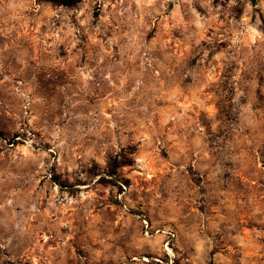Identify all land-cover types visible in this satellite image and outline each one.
<instances>
[{
  "label": "rangeland",
  "instance_id": "1",
  "mask_svg": "<svg viewBox=\"0 0 264 264\" xmlns=\"http://www.w3.org/2000/svg\"><path fill=\"white\" fill-rule=\"evenodd\" d=\"M0 133V264H264V0H0Z\"/></svg>",
  "mask_w": 264,
  "mask_h": 264
},
{
  "label": "trees",
  "instance_id": "2",
  "mask_svg": "<svg viewBox=\"0 0 264 264\" xmlns=\"http://www.w3.org/2000/svg\"><path fill=\"white\" fill-rule=\"evenodd\" d=\"M47 3H51L55 6H63V7H75L78 4H80L83 0H43ZM254 2L256 0H253ZM1 135V133H0ZM132 161H126V162H116L113 166L114 169V173H116V169L124 167V166H129L132 165L131 164Z\"/></svg>",
  "mask_w": 264,
  "mask_h": 264
}]
</instances>
